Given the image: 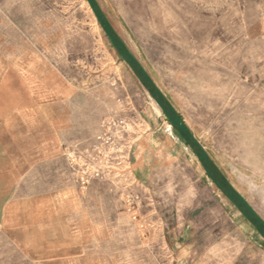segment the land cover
<instances>
[{"label":"rangeland","instance_id":"1","mask_svg":"<svg viewBox=\"0 0 264 264\" xmlns=\"http://www.w3.org/2000/svg\"><path fill=\"white\" fill-rule=\"evenodd\" d=\"M49 1L61 16H40L41 21L53 22L55 29L60 22L65 24L67 31L57 29V33L80 44L86 57V63L72 62L77 76L68 81L87 88L94 103L98 93L104 94L103 104L93 111L100 119L98 126L86 128L88 134L95 138L108 117L128 118L133 123L126 126L130 159L136 140L148 129L144 120L150 118L168 130V115L134 63L114 47L88 0ZM95 6L162 90L166 104L176 108L208 152L211 173L242 194L264 220V0H95ZM13 24V18L7 23L0 18V37L7 40L12 55L16 49L11 45L18 37ZM70 57L76 59V52ZM5 81L10 85L14 80ZM41 114L45 124L41 122L40 134L63 135L69 132L65 125L70 117L79 119L83 112L56 109ZM15 130L14 125L7 128L9 134ZM169 132L178 143L175 163L167 168L163 182L168 208H175L177 202L194 207L210 200L211 254L179 260L170 249L165 255L153 254V262L147 264H264L259 225L209 175L198 147L176 128ZM72 171L77 181L73 166ZM10 177L14 178L0 172V264H65L59 257L37 261L23 251L19 229L23 207L14 191L6 188ZM105 179L121 188L129 183L127 171ZM125 190L121 193L126 197ZM10 196L14 200L5 208ZM3 211L6 218L1 221Z\"/></svg>","mask_w":264,"mask_h":264},{"label":"crops","instance_id":"2","mask_svg":"<svg viewBox=\"0 0 264 264\" xmlns=\"http://www.w3.org/2000/svg\"><path fill=\"white\" fill-rule=\"evenodd\" d=\"M50 4L0 0L1 23L13 18L18 35L11 45L14 55L0 37V172L14 176L6 188L14 191L16 202H22L23 251L37 261L59 257L65 264H147L153 262V254L165 255L170 249L179 260L211 254L210 200L194 207L177 202L169 210L163 182L167 168L175 163L178 140L150 118L144 120L148 129L136 140L130 158L136 181L132 190L141 197L135 207L112 180L94 179L85 188L77 183L74 158L92 145L94 135L87 129L98 126L100 119L93 111L103 104L104 94L98 93L94 103L87 88L68 81L77 76L72 62L86 63V57L80 44L57 33L67 31L65 24L60 22L55 29L53 22L41 21L40 16L60 18L61 12ZM9 78L14 81L7 85ZM56 101L63 106L57 107ZM56 109L83 114L79 119L70 117L65 125L69 132L63 135L40 134L39 126L45 124L41 112ZM9 125L16 127L14 134L8 133ZM26 128L30 132L24 133ZM13 196L6 199L5 208Z\"/></svg>","mask_w":264,"mask_h":264},{"label":"built area","instance_id":"3","mask_svg":"<svg viewBox=\"0 0 264 264\" xmlns=\"http://www.w3.org/2000/svg\"><path fill=\"white\" fill-rule=\"evenodd\" d=\"M127 124H133L128 118L108 117L101 124V131L95 136L92 145L74 158L73 168L78 183L86 187L92 179H105L111 175H120L127 171L129 183L123 185L125 200L131 208L140 202L141 197L132 188L136 181L130 173L131 144L128 139Z\"/></svg>","mask_w":264,"mask_h":264},{"label":"water","instance_id":"4","mask_svg":"<svg viewBox=\"0 0 264 264\" xmlns=\"http://www.w3.org/2000/svg\"><path fill=\"white\" fill-rule=\"evenodd\" d=\"M90 5L95 11V14L97 18L100 20L102 25L105 28V31L110 38L112 44L114 47L120 51H122L137 67V71L139 76L148 84H150L153 89H154V97L157 102V104L160 106V108L163 110L165 114L168 115V128L169 130L173 128H176L178 131H180L183 135L184 138L188 142L194 143L199 149V154L202 158V162L204 167L207 165V161L209 160V155L208 152L204 149V147L196 140L194 134L190 130L189 126L183 119V117L178 113L176 108L172 104H166L165 96L162 92V90L159 88V86L155 83V81L151 78L150 74L145 70L144 66L140 63V61L136 58V56L124 45L122 44L114 35L110 23L103 16V14L97 10L95 6V0H88ZM209 175H211L209 173ZM222 187V185H219ZM231 190L235 192V196L238 200V202L235 200V197L231 193L229 189H226L227 193L229 194L230 200L235 202V204L239 207L242 208L243 211L250 217L255 218L263 227H264V220L260 217V215L257 213L255 208L249 203V201L239 192L235 191L234 187H231Z\"/></svg>","mask_w":264,"mask_h":264},{"label":"flooded vegetation","instance_id":"5","mask_svg":"<svg viewBox=\"0 0 264 264\" xmlns=\"http://www.w3.org/2000/svg\"><path fill=\"white\" fill-rule=\"evenodd\" d=\"M189 143H192V142H189ZM194 144V143H193ZM196 146V145H195ZM209 162H210V158H209V160L207 161V165L205 166V168L206 169H208L209 170V173L211 174V176H212V178H213V180L217 183V185L219 186V185H222V187H220V188H222V189H224L225 190V192L227 193V191H226V189H229L230 191H231V193L233 194V196L235 197V200L238 202V200H237V198H236V196H235V192L234 191H232L231 190V186H227V185H225V183L224 184H222L220 181H219V178H218V176H217V174L215 173V172H212L211 173V170L209 169V167H210V164H209ZM228 194V193H227ZM228 196H229V194H228ZM229 199H230V197H229ZM242 209V208H241ZM243 210V209H242ZM246 214V213H245ZM247 215V214H246ZM248 216V215H247ZM250 219H252L254 222H256L258 225H259V227L261 228V232H262V234L264 235V227L255 219V218H252V217H250V216H248Z\"/></svg>","mask_w":264,"mask_h":264},{"label":"trees","instance_id":"6","mask_svg":"<svg viewBox=\"0 0 264 264\" xmlns=\"http://www.w3.org/2000/svg\"><path fill=\"white\" fill-rule=\"evenodd\" d=\"M120 53H122L126 58H128L122 51L118 50ZM129 59V58H128ZM130 60V59H129Z\"/></svg>","mask_w":264,"mask_h":264}]
</instances>
